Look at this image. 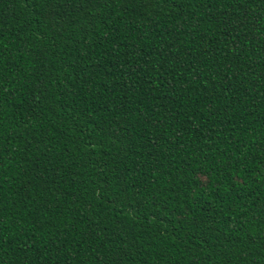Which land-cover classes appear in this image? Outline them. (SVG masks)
I'll return each instance as SVG.
<instances>
[{"label":"trees","instance_id":"obj_1","mask_svg":"<svg viewBox=\"0 0 264 264\" xmlns=\"http://www.w3.org/2000/svg\"><path fill=\"white\" fill-rule=\"evenodd\" d=\"M0 264H264V0H0Z\"/></svg>","mask_w":264,"mask_h":264}]
</instances>
